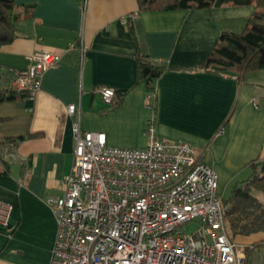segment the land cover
<instances>
[{"label": "crops", "instance_id": "crops-1", "mask_svg": "<svg viewBox=\"0 0 264 264\" xmlns=\"http://www.w3.org/2000/svg\"><path fill=\"white\" fill-rule=\"evenodd\" d=\"M15 1L21 16L16 38L0 46V89H9L10 69L26 68L34 50L62 58L34 99L19 93L0 102V139L24 136L4 145L17 158L0 160V198L13 204L11 225L0 233V264H50L57 220L45 199L65 193L75 122L104 132L109 146L145 148L155 118L160 139L191 144L217 171L223 198L264 156V69L239 76L203 68L223 31L247 26L255 3L141 10L139 0ZM140 51L168 67L153 88L136 86ZM103 85L123 92L106 102ZM230 236L246 264H264V231Z\"/></svg>", "mask_w": 264, "mask_h": 264}, {"label": "built area", "instance_id": "built-area-1", "mask_svg": "<svg viewBox=\"0 0 264 264\" xmlns=\"http://www.w3.org/2000/svg\"><path fill=\"white\" fill-rule=\"evenodd\" d=\"M27 58L26 68L10 69L9 89L34 99L62 56L40 48ZM98 90L106 102L115 100L113 86ZM68 111L77 114V105ZM73 132L65 193L45 199L57 220L50 264H246L226 226L219 175L194 146L160 139L155 118L145 148L109 146L104 132L85 131L79 122ZM0 157L16 159V150L3 146ZM12 211L0 198V233ZM191 221L195 231L179 229Z\"/></svg>", "mask_w": 264, "mask_h": 264}, {"label": "trees", "instance_id": "trees-1", "mask_svg": "<svg viewBox=\"0 0 264 264\" xmlns=\"http://www.w3.org/2000/svg\"><path fill=\"white\" fill-rule=\"evenodd\" d=\"M225 1L235 4L255 3L256 10L242 31H223L220 34L203 68L221 75L237 73L239 76L247 71L264 69V0ZM215 2L216 0H139V6L141 10H189L209 8ZM20 16L15 0H0V46L10 44L16 38V24ZM137 64L136 86L143 84L148 88H153L158 77L168 69L165 64L142 51L137 54ZM122 92L123 90H116L115 100ZM18 96L19 93L10 89H0V102L16 99ZM5 119L0 117V123ZM23 138L22 135L0 139V149L5 143L14 144ZM250 165L251 175L235 182L230 195L223 199L224 205H228L225 211L226 226L233 235H250L264 231V202L254 194L255 190L264 192V156L257 157Z\"/></svg>", "mask_w": 264, "mask_h": 264}, {"label": "rangeland", "instance_id": "rangeland-1", "mask_svg": "<svg viewBox=\"0 0 264 264\" xmlns=\"http://www.w3.org/2000/svg\"><path fill=\"white\" fill-rule=\"evenodd\" d=\"M241 30H242V29H240V31H241ZM238 32H239V31H238ZM228 194H229V190H228V191L225 190V192L223 193V196H227ZM254 194H255L258 198H260L261 200H264V193H263V192H260V191H258V190H255V191H254ZM197 226H198V223H197V222H195V221H191V222H188V223L182 225L179 229H180L181 231H185V232H187V233H192L193 231L196 230Z\"/></svg>", "mask_w": 264, "mask_h": 264}]
</instances>
